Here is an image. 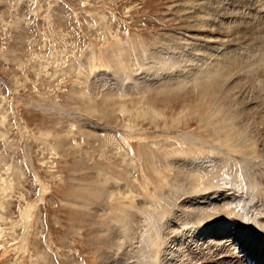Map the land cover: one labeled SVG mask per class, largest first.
Returning a JSON list of instances; mask_svg holds the SVG:
<instances>
[{"label": "rangeland", "instance_id": "rangeland-1", "mask_svg": "<svg viewBox=\"0 0 264 264\" xmlns=\"http://www.w3.org/2000/svg\"><path fill=\"white\" fill-rule=\"evenodd\" d=\"M238 1L0 0V264H98L97 224L133 204L173 201L178 156L249 155L208 123L264 105V10ZM169 52L183 56L178 73L190 70L178 89L138 87ZM228 57L240 67L224 83L241 101L220 110L222 89L206 99L192 76ZM249 127L264 157V121Z\"/></svg>", "mask_w": 264, "mask_h": 264}, {"label": "bare ground", "instance_id": "bare-ground-1", "mask_svg": "<svg viewBox=\"0 0 264 264\" xmlns=\"http://www.w3.org/2000/svg\"><path fill=\"white\" fill-rule=\"evenodd\" d=\"M251 1L258 3L259 11L264 10L263 0ZM260 6H262V9H260ZM237 14L239 12L235 11L226 17L230 18ZM253 25L254 23L252 27ZM243 31L246 32L245 30ZM193 48L196 49L197 47L194 46ZM225 51L223 50V54ZM210 53L212 54V52ZM196 54L198 55V52ZM228 54H230V51L227 50L224 55L227 56ZM168 55L165 56L168 60L166 58L162 59L161 62L159 61L160 63L158 62L159 65L156 64V66L154 64L155 66H150L149 68L147 66L145 70L147 76L144 74L143 77L134 79V83L138 87L142 83V85H148L149 89L155 87V89L166 90L164 91L165 94L171 90L174 91L176 88L178 89V80L181 82V79H178V74L184 76V73L188 74L190 70L182 69L184 72L178 73V59L182 60V54H179V56L178 53L176 54L177 56L173 53ZM238 67H240L239 62L234 57H228L223 61L220 59L216 63L210 64L205 69L206 75H202L201 72H195L194 76L191 75L195 89L199 91L200 95L206 96V99L210 94L222 89L221 94H224L222 98L224 103L223 107L219 109L227 108V102H230L229 105L232 109L241 100L233 99L231 91L229 92L228 90L233 86L227 87L228 85L224 81ZM203 76L208 78V80L204 81L202 79ZM101 80L106 82L109 79L102 77ZM182 80L184 79L182 78ZM188 82L190 81L188 80ZM102 85L104 84L102 83ZM117 85L121 86V83H117ZM102 88L100 86L95 87V89L92 87L96 95L100 91L99 94L104 93V97L106 95L105 92H108L109 89L106 90L105 88V91H101ZM101 96H99L100 99L103 98ZM100 102L104 103V99ZM209 105L211 106V104ZM259 106L261 109H257L253 113L234 107L233 112L231 111L230 114L225 116V120L219 119L221 122H218L216 121L217 118L212 117L211 121L208 122L213 123L212 127L219 135H226L224 137L229 138L230 141L233 138L240 147L244 146L247 151L249 150V155L246 152L245 155L247 156H207L210 158H205L206 160L200 158L201 156H178V167L176 166L178 169V182L176 179L172 181V183L177 182L178 185H172L174 188H169L172 190L170 192L171 195L176 196L173 201L165 198L168 201L170 200V202L166 200L168 203H163L161 199L164 197L159 199L160 195H158L156 197L159 199V204L154 202L155 206L150 203L145 207H143L144 205L133 204L122 212L119 209V212L115 213V217H111L108 221L104 220L105 224L101 222L97 224V230L102 229V231H105L102 234L97 233V230L95 231L96 237L94 238L98 242L96 244L103 248V251L98 255V264H192V262L194 264L198 262L200 264H208L210 261V264H264V157L256 156V150H254L253 145L254 139L250 138L248 130H245V128L250 129L252 126L249 127V125L252 124L258 127L264 121V105L259 104ZM50 108L52 109V107ZM57 111L64 115L67 114L65 111ZM68 114L70 115V112ZM74 115L79 116L75 113ZM237 121L239 124H246L245 128L240 129L235 125ZM218 123H220L219 127L215 128L214 125H218ZM240 134H243V136ZM213 137L218 140L217 137ZM250 139L253 140V143ZM220 140L222 141V138ZM199 159H202L200 160L202 163H199ZM102 188L100 190L96 189V195L101 199L107 200L109 196L106 191L108 192V190L104 192V188ZM95 193L93 194L95 195ZM186 196L187 198L184 199ZM106 207L109 208L108 206ZM101 215L103 214L100 213ZM235 243H238L237 247L234 246ZM236 249H239V255L236 253ZM208 259L210 260L208 261Z\"/></svg>", "mask_w": 264, "mask_h": 264}]
</instances>
